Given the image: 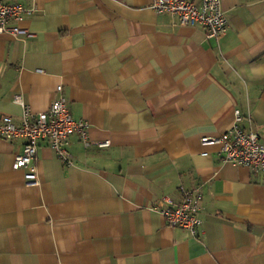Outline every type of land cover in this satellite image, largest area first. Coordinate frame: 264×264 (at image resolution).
<instances>
[{
	"label": "crops",
	"instance_id": "obj_1",
	"mask_svg": "<svg viewBox=\"0 0 264 264\" xmlns=\"http://www.w3.org/2000/svg\"><path fill=\"white\" fill-rule=\"evenodd\" d=\"M3 1L36 11L30 37L0 34V117L19 122L16 96L46 111L60 85L92 144L72 135L67 166L39 142L26 185L22 141L0 139V264H264L260 175L199 142L238 110L264 145V0H221L218 39L152 0ZM196 188L195 237L151 209Z\"/></svg>",
	"mask_w": 264,
	"mask_h": 264
},
{
	"label": "built area",
	"instance_id": "obj_2",
	"mask_svg": "<svg viewBox=\"0 0 264 264\" xmlns=\"http://www.w3.org/2000/svg\"><path fill=\"white\" fill-rule=\"evenodd\" d=\"M149 9L157 15L167 14L175 17L180 26H200L205 29L207 38L218 39L227 31L228 24L224 16L221 0H152ZM34 8L19 3L0 0V34L9 33L14 37H30V33L20 26L26 17L35 14ZM61 86L55 88V97L44 112L33 113L20 97L14 101L21 107L18 123L11 116L0 117V139L20 140L22 148L12 165L15 170L25 169L26 185L36 184L35 159L39 142L45 141L57 158L65 165H71V156L67 150L69 138L76 135L84 146L92 144L87 136L88 125L83 120H73L65 99L60 95ZM241 114L234 111V120L229 129L219 135H203L199 142L202 146H218L224 161L248 168L259 174L264 185V145L253 131H245L239 126ZM108 142L96 143L99 148L107 147ZM202 195L199 189L181 190V200L174 202L164 196L152 206L170 228H181L193 237L200 226L198 213L201 209Z\"/></svg>",
	"mask_w": 264,
	"mask_h": 264
}]
</instances>
